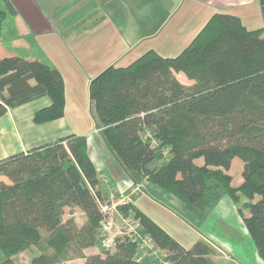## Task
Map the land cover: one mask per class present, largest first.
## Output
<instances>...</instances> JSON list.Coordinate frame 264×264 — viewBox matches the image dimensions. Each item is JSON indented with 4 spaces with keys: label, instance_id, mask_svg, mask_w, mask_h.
<instances>
[{
    "label": "trees",
    "instance_id": "16d2710c",
    "mask_svg": "<svg viewBox=\"0 0 264 264\" xmlns=\"http://www.w3.org/2000/svg\"><path fill=\"white\" fill-rule=\"evenodd\" d=\"M2 1L0 21L15 11ZM89 94L104 143L134 185H157L199 219L227 196L264 262V24L248 29L236 15L215 12L178 54L149 50L128 65H111L91 80ZM41 96L51 103L34 113L35 123L64 116L59 70L0 48V117ZM160 148L168 149L165 159ZM235 158L242 180L233 186ZM106 199L84 135L0 159V264H18L13 256L32 246L39 252L30 264H143L135 236L85 255L99 239ZM73 207L85 215L82 226L72 212L63 220ZM126 207L119 209L132 211L138 233L166 252L168 264H211L210 243L186 248L132 203Z\"/></svg>",
    "mask_w": 264,
    "mask_h": 264
},
{
    "label": "crops",
    "instance_id": "0c3cea01",
    "mask_svg": "<svg viewBox=\"0 0 264 264\" xmlns=\"http://www.w3.org/2000/svg\"><path fill=\"white\" fill-rule=\"evenodd\" d=\"M8 1L15 11L6 14L0 21V48L11 55L43 61L57 68L63 78L66 99L74 93L89 91L91 80L111 65H128L149 50L162 56L178 54L215 12L236 15L249 29L245 20L249 23L251 18L245 10L246 3L252 0H50L47 8L39 0ZM10 24L14 29L12 34ZM24 34L32 36L34 45H18L11 41ZM36 34L51 36L42 43ZM8 41H11L9 45ZM175 76L178 78L177 73ZM50 103L49 97L41 96L8 109L0 117V159L26 152L71 133L87 136L88 131H75L76 127L65 118V114L49 122L35 123L34 113ZM91 137L94 140L98 137L106 149L100 136ZM87 144L90 149L89 140ZM116 167L108 168L105 163L102 166L106 170L104 177L99 176L100 182H104L101 184L102 191L106 194L107 190L114 189L126 192L134 206L168 232L164 223L158 222L143 209L144 205L143 208L140 206L141 209L134 203V196L141 195L138 187L142 184L133 185L119 161ZM230 201L223 196L215 208L221 215L220 210L223 208L230 211L241 231L237 242H246L249 247H244V243L237 245L231 237L225 240L210 233L194 234L184 244L168 233L186 248L199 239L210 243L215 249L210 256L211 264H264L257 255L241 217L236 219L235 206ZM180 208L183 209L182 206ZM74 209L80 211L76 207ZM80 214L85 217L81 211ZM92 248L85 249V255L96 253L87 252ZM145 262L143 264L148 263Z\"/></svg>",
    "mask_w": 264,
    "mask_h": 264
},
{
    "label": "rangeland",
    "instance_id": "374dc122",
    "mask_svg": "<svg viewBox=\"0 0 264 264\" xmlns=\"http://www.w3.org/2000/svg\"><path fill=\"white\" fill-rule=\"evenodd\" d=\"M41 5L44 8L49 6L50 0H39ZM246 13L250 16L251 21L245 20V23L249 29H256L263 26V16L261 12V7L259 0H252L250 3H246ZM0 9L5 10L4 2L0 0ZM10 13H7L9 15ZM260 23V24H259ZM12 26V24H10ZM11 34L14 32L13 26L9 28ZM19 36V35H17ZM37 38L42 42L43 40H48L50 36L46 35H37ZM15 37V36H14ZM14 39V38H13ZM11 40L15 44L22 45V43L30 45L34 42L31 35H20L18 38ZM31 40V41H29ZM11 41H8L7 44ZM35 41H37L35 39ZM39 41H37L38 43ZM43 43V42H42ZM127 65V64H126ZM178 80L184 81L183 83H190L191 81L186 78L183 73H177ZM181 81V82H182ZM65 91V88H64ZM65 118L70 120L73 124L75 131L78 133L88 131L86 140L90 142L91 147L88 149L90 151L89 156L92 158V162L94 163L98 175L104 177L105 169L102 168L104 163L109 168H117L116 164L118 163L117 158L113 154V152L109 149V147L105 145L106 149H104L101 141L98 139L94 140L91 136H101V128L98 127L94 109L92 102L90 100L89 91L87 92H79L70 95L65 99V107H64ZM104 142V140H103ZM88 145V144H87ZM100 145V146H99ZM88 151V152H89ZM160 152L162 153L163 159H165L168 155V149L160 148ZM157 162L156 164H158ZM197 163H202V159H198ZM110 165V166H109ZM242 171V163L239 159L235 158L231 164V168L229 170V174L232 176V185L236 186L242 180L241 176ZM104 182L102 181L101 184ZM142 184V186L140 185ZM138 187V192H141V195L134 196V203L139 207L144 205V210L155 218L158 222L164 223L165 228L168 232L181 241V243L186 244L190 239L193 238L194 234L201 233H210L215 237H220L225 240H229V237L233 239V241L237 242L240 238L239 234L241 233L239 226L235 224L234 219L232 218L230 211L226 210V208L221 209L222 215L218 211L215 206L210 209L206 217L204 219H199L196 216L192 215L186 207H184V203L180 200L176 199L174 196L164 192L160 187L153 183H149L143 181L140 183ZM134 185V184H133ZM137 186V185H136ZM106 190V189H105ZM126 192L107 190V194L105 193L107 199L104 201V206H102V211L104 213V218L101 221V229L98 233L99 239L95 246L92 249L87 250V252L94 251L96 253H101L100 250L102 248L113 249L114 240L117 237L122 236H135L137 239H144L146 235H140L138 232L139 224L137 220L133 218V213L130 210H121L119 209L121 206L126 207L128 204L132 203L131 197L126 195ZM227 198V196H226ZM229 200H231L229 198ZM232 205L234 203L230 201ZM245 202V199L241 198V203ZM179 204V205H178ZM183 207V209L180 208ZM235 206V205H234ZM140 207V208H141ZM127 208V207H126ZM141 208V209H142ZM72 212V215L78 226H82L85 222V217L80 214V211L73 208H66L65 213L63 215V220L68 218L69 214ZM235 216L236 219L239 218V214L237 212V208L235 206ZM85 218V219H84ZM105 224V225H102ZM205 236V235H204ZM218 239V238H217ZM237 239V240H236ZM232 241V240H231ZM244 243V245H243ZM151 244V243H150ZM144 244L145 249L143 250L142 262L146 260L145 263L152 264L154 261H157L159 264H168V261L165 260L166 252L162 251L159 258H156L153 250L157 248L155 245ZM236 244V243H235ZM237 245H243L244 247H249L246 242H237ZM157 248V249H156ZM214 248V247H213ZM160 251V250H159ZM38 249L35 246L30 247L29 249L22 251L13 256V259L18 264H30L32 257L38 254ZM140 255V254H139ZM2 254L0 253V259H2ZM82 259H74L71 261H67L64 264H76L77 262H81Z\"/></svg>",
    "mask_w": 264,
    "mask_h": 264
},
{
    "label": "built area",
    "instance_id": "2783aa9c",
    "mask_svg": "<svg viewBox=\"0 0 264 264\" xmlns=\"http://www.w3.org/2000/svg\"><path fill=\"white\" fill-rule=\"evenodd\" d=\"M102 225H105V224H103L102 223ZM152 244V247H153V243H152V241L148 238V237H145L144 239H142L141 240V243H140V245H139V248H140V255H139V259L141 260V258H142V255H143V250L145 249V245L144 244ZM151 244H150V246L149 247H151ZM157 249V248H156ZM159 250L157 249V252H156V250H153V253H154V255H155V257L156 258H159L160 257V254H159Z\"/></svg>",
    "mask_w": 264,
    "mask_h": 264
}]
</instances>
